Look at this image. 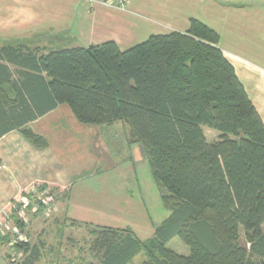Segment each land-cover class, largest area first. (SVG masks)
I'll use <instances>...</instances> for the list:
<instances>
[{
	"label": "trees",
	"instance_id": "1",
	"mask_svg": "<svg viewBox=\"0 0 264 264\" xmlns=\"http://www.w3.org/2000/svg\"><path fill=\"white\" fill-rule=\"evenodd\" d=\"M217 44L213 29L190 19L184 32L153 34L125 50L111 40L40 54L0 50V58L35 71L15 81L0 65L3 132L32 118L23 117L26 107L40 115L66 103L82 123H125L129 141L143 146L169 213L145 239L129 227L69 221L92 227L97 264H132L140 252L138 264H264V123ZM203 127L218 139L208 141ZM21 131L33 146H47ZM173 237L188 254L167 246ZM16 246L24 253L17 264L38 263L42 243Z\"/></svg>",
	"mask_w": 264,
	"mask_h": 264
},
{
	"label": "crops",
	"instance_id": "2",
	"mask_svg": "<svg viewBox=\"0 0 264 264\" xmlns=\"http://www.w3.org/2000/svg\"><path fill=\"white\" fill-rule=\"evenodd\" d=\"M105 1L110 0H0V50L20 48L28 55L38 49L40 54L110 40L125 50L153 34L184 32L190 19H197L218 35L217 46L264 123V0H125L124 8ZM0 65L15 81L19 73L35 75L28 65L3 58ZM9 95L13 97L12 90ZM44 109L37 115L33 106L26 107L23 117L30 112L32 118L23 126L0 129V214L24 192L52 184L66 193L67 221L129 227L140 239L150 237L169 211L154 212L156 218L148 211L145 193L156 203L161 199L143 146L129 141L128 126L121 121L82 123L66 103ZM23 128L42 137L47 146H33ZM114 133L123 141L115 153L104 139ZM213 134L211 141L218 139L219 133ZM0 264H8L1 244Z\"/></svg>",
	"mask_w": 264,
	"mask_h": 264
},
{
	"label": "rangeland",
	"instance_id": "3",
	"mask_svg": "<svg viewBox=\"0 0 264 264\" xmlns=\"http://www.w3.org/2000/svg\"><path fill=\"white\" fill-rule=\"evenodd\" d=\"M108 3L118 6V2L114 0ZM123 3L126 7L125 0ZM204 129L209 141L215 138L213 133L218 134L217 131L208 127ZM104 139L113 153L123 142L120 133H114L113 137L104 136ZM49 187L24 192L22 197L0 214V244L8 264H17L24 257L23 251L17 248L16 243H42V253L37 264H97L98 253L94 249L91 250L93 236L89 234V231L92 227L81 224L71 225L65 217V191L54 188L52 184ZM138 192L131 188L133 196H138ZM28 196H31V199ZM141 196L143 197L142 192ZM144 199L148 202V211L154 218H156V211L167 210L161 201L156 203L153 199L147 198L146 193ZM38 200L41 201L42 206L38 204ZM14 214L23 222L22 227L12 220ZM167 246L182 255L189 252V247L178 237H173ZM143 258L144 254L140 252L134 257L132 264H138Z\"/></svg>",
	"mask_w": 264,
	"mask_h": 264
},
{
	"label": "built area",
	"instance_id": "4",
	"mask_svg": "<svg viewBox=\"0 0 264 264\" xmlns=\"http://www.w3.org/2000/svg\"><path fill=\"white\" fill-rule=\"evenodd\" d=\"M86 1H89V2H93V1H95V0H86ZM115 2H118L117 4H118V7H121V8H123V7H125L123 4V0H114ZM106 2V1H105ZM106 3H108V2H106ZM108 4H110V3H108Z\"/></svg>",
	"mask_w": 264,
	"mask_h": 264
}]
</instances>
